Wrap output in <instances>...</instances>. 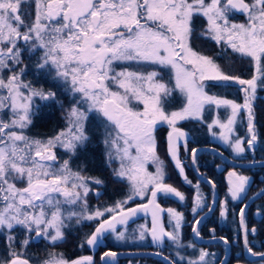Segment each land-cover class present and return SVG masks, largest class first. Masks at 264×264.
<instances>
[{
    "label": "snow or ice",
    "instance_id": "1",
    "mask_svg": "<svg viewBox=\"0 0 264 264\" xmlns=\"http://www.w3.org/2000/svg\"><path fill=\"white\" fill-rule=\"evenodd\" d=\"M200 41L214 44L219 49L215 56L228 64L198 50ZM236 65L246 66L249 77L226 70ZM47 83L52 87L46 88ZM234 85L240 86L242 102L207 90ZM258 90H264V0H0V264H33L27 251L37 243L46 250L38 264H95L92 255L68 259L48 249L66 243L67 234L85 222L95 228L80 238L81 249L96 248L106 233L124 241L125 232L117 226L139 213L151 215V227L140 226V240L147 233L154 244L167 240L176 249L174 257H163L166 264H227V250L225 259H218L195 243L183 244L184 213L158 203V197L183 202L186 196L165 182L156 132L158 125L169 127L167 154L192 185L179 155L181 146L188 153L190 133L178 122L205 123V111L214 110L208 131L216 137L213 129L218 127V139L242 157L259 140ZM174 93L182 106L168 111ZM54 106H59L63 123L50 135L34 133L44 110ZM237 124L244 126V136L236 133ZM96 133L103 145V167L129 191L115 204L93 209L90 194L99 198L106 184L103 177L87 173ZM190 151L195 164L198 149ZM250 180L236 170L227 173L221 217L230 211L229 197L243 203ZM204 183L213 190L211 204L200 182L192 185L191 229L197 238H202L198 226L203 220L197 217L217 204V184L207 177ZM257 195H264V189ZM137 197L146 203H135ZM129 201L135 207H126ZM247 207L238 211L244 249L264 262V252L250 246L249 233L257 229L246 223ZM165 212L170 231L162 220ZM216 239L231 243L225 236L213 235ZM187 248L192 254L180 251ZM117 255L105 251L102 264H111Z\"/></svg>",
    "mask_w": 264,
    "mask_h": 264
},
{
    "label": "trees",
    "instance_id": "2",
    "mask_svg": "<svg viewBox=\"0 0 264 264\" xmlns=\"http://www.w3.org/2000/svg\"><path fill=\"white\" fill-rule=\"evenodd\" d=\"M198 50L203 51L205 54L213 55L218 63H221L222 66H226L228 64L227 59H220L219 57H216L215 54L219 52V49L215 47L214 44H210L207 42H197L196 45ZM226 70H229L234 75H240L243 78H248L250 73L246 66L242 65H236L234 68H228ZM237 86V85H236ZM234 87V86H232ZM238 87V86H237ZM239 88V87H238ZM223 88L219 87H213L211 88L212 93L223 95L221 92ZM210 90V89H208ZM227 93V92H226ZM258 96L259 99L256 102V111H257V128L259 133V140L257 143V147L254 151V154L250 153L249 151L246 153V156L242 159H234L236 161L240 162H249V161H261L264 160V90H262ZM226 95V94H225ZM241 95V94H240ZM226 97H230L229 95ZM62 100H64L65 107H68L66 104V97H60ZM238 99V98H237ZM45 118L42 120H38L37 127L34 129H39V133L41 134H51L52 130L55 126L60 125L63 123L62 121V112L59 108V106H54L51 110L45 109L43 114ZM192 125H195L196 122H192ZM198 124V123H196ZM185 127V124L182 125ZM179 128H181V125H179ZM44 132V133H43ZM166 134H167V128L160 127L157 134V141H158V151L162 154V156L166 159V161L169 160L168 155L166 154ZM192 138V137H191ZM189 138L188 141V153H185L184 147L180 150V159L185 165V174L188 178V180L192 181L193 183L200 182L201 189L206 194L207 203L211 204L212 202V196L213 191L210 188V186L201 180L196 176V174L193 171L192 165H191V149L196 148L198 146H211L215 147L225 154H227L230 158H232L223 148L220 144L217 142H210L206 141L205 143H201V145L196 142L194 143L193 140ZM198 141V140H197ZM94 144L90 147V160L89 164H92L91 167L88 166L87 173H93V175L101 176V177H109L110 176V170L103 167V164L100 165V162H98L99 155L98 152H95L94 150L97 148L98 144H96V141H93ZM97 145V146H96ZM233 159V158H232ZM169 163L171 165V174L169 175L168 179L166 180V183L171 184L172 186L176 187L179 191L185 194L186 200L183 202H180L176 198H163L158 197L159 203L162 205L164 209L167 208H174L180 212L184 213L186 223L184 227L182 228V239L183 241H190L192 243H195L197 247L206 248L209 252H213L217 254L218 259H222L225 253V247L223 244L219 242H214L210 244H197L192 235V229H191V222L193 221V216L191 214V208H192V199L194 196V188L187 184L183 177L180 176L177 169H174L173 164L169 160ZM196 163L199 172L209 178L212 179L217 184V192H218V203L214 210V212L208 216L199 226L201 236L203 238H212V236H216L219 238L220 236L228 237L230 240L231 250L229 257L227 259V264H264L261 260L255 261V262H249L246 260L244 256V247L242 242V233L240 231L239 226V218H238V211L239 208L242 207L252 196H254L256 193H258L261 189H264V166L257 167V168H235L232 165L225 162L220 156L217 154L211 153V152H201L197 155ZM221 167V169H219ZM93 168L95 170H93ZM229 170H236L238 173L245 175V176H251L252 177V183L244 196L243 203L240 201H231L229 197V213L227 215V221H222L221 217L219 215L220 207H219V201L224 200L227 194V180H226V173ZM96 171V172H95ZM109 181L113 184L114 189L119 188L122 184L121 183H114L110 178ZM231 209H235L237 215L234 216ZM207 212V209L205 208L203 212L200 213V216L197 218H200L204 213ZM259 212V214H257ZM167 214L165 221L167 222ZM245 220L249 228L255 227L257 229V232L255 234L249 233V241L250 246L253 248V251L256 252H264V196L254 201L246 210L245 214ZM86 224V225H85ZM93 228V226L89 223H84L82 226H77L76 229L72 232H69L67 234V242L61 244L59 247H56L54 251L62 252L70 258L72 255L77 256V254L82 253V249H77V245L79 243L80 238L83 236L82 231L87 230L90 232V230ZM166 229L171 230L168 224H166ZM215 230L214 232L212 230ZM166 246L163 249L162 253L170 258L175 256V250L171 246L170 242L165 243ZM31 249L28 252V255L30 257H34L35 260L39 257L38 250H45V246L43 243H37L32 244ZM136 259V258H131ZM143 259H146V261H153L150 263L158 262L160 264H166L165 262L161 260H156L153 258H140L141 261H145Z\"/></svg>",
    "mask_w": 264,
    "mask_h": 264
},
{
    "label": "rangeland",
    "instance_id": "3",
    "mask_svg": "<svg viewBox=\"0 0 264 264\" xmlns=\"http://www.w3.org/2000/svg\"><path fill=\"white\" fill-rule=\"evenodd\" d=\"M164 78L165 80H167V74L164 72ZM37 86H39V84H37ZM46 88L48 87H52L51 83H47L44 85ZM238 87H240L239 85H237ZM236 85H234V87H231V88H228V89H221L222 93H223V96L226 97V95L230 96V97H226L228 99H235L237 100V102H242V97H243V94L242 93H239L238 92V87ZM55 90V89H53ZM208 90V89H207ZM210 94H213L212 91H211V88L210 90H208ZM262 90H258V96L260 95L259 93L261 92ZM227 92V93H226ZM226 94V95H225ZM241 94V95H240ZM61 97H65V96H61ZM238 98V99H237ZM67 99V98H66ZM66 104L68 106V99L66 101ZM182 106V98L179 96L178 93H174L173 94V99H172V102L167 105V110L168 111H172V110H176V109H179L180 107ZM219 113H220V118L221 119H224V116H225V112L223 109H220L219 110ZM216 115V112L213 110V111H209V110H206L205 113H204V121L205 123H198L195 125H192V121H179L178 124H177V127H179V125H181V129H183L184 131H187L190 133V138L193 140L194 143L198 142L200 145L201 143H205L206 141H210V142H217L218 144H220L222 146V148L233 158V159H242L244 158V156H246V153L244 156L242 157H237L235 156L231 149L226 146L223 142H221L219 139H218V134L220 132V129L217 127V128H214L213 131L217 133V136L214 137L207 129V124L208 123H211L213 117ZM62 124V123H61ZM185 124V127H183L182 125ZM160 127H166L167 128V133L170 131L169 127L166 125V124H162V125H158V128H157V132H156V140H157V134H158V130L160 129ZM33 132L36 133V132H39V129H33ZM44 133V132H43ZM236 133L240 136H244L245 135V128L244 126H242L241 124H237L236 126ZM45 134V133H44ZM50 135V134H48ZM99 133H96L95 134V141L96 143L98 144V147L100 148L99 151H98V162H100V165L102 164V160H103V145L102 144H99L98 143V140H99ZM166 140H167V134H166ZM198 140V141H197ZM264 142V141H262ZM94 144V142H93ZM167 144V143H166ZM264 144V143H263ZM257 147V146H256ZM254 151L255 150H252V151H249L250 153L254 154ZM157 152L158 154L160 155V157L165 161L166 163V172H167V176H166V179H165V182L166 180L168 179L169 175L171 174V165L169 163V160L171 161L170 157L168 156L169 160L166 161V159L162 156V154L158 151V141H157ZM90 153V151H89ZM166 154H167V147H166ZM168 155V154H167ZM179 155H180V152H179ZM64 158H67V157H64ZM83 159V157L79 160H74V166L76 164H79L81 162V160ZM89 161L92 162L89 158ZM240 162V161H239ZM250 163L252 161H249ZM171 163L173 164V162L171 161ZM92 164H89L88 163V166L91 167ZM174 166V164H173ZM115 167V165H114ZM174 169L175 166H174ZM221 169V167L219 168ZM93 170H95L93 168ZM110 170V169H109ZM148 170L149 171H152L154 172L155 171V168L154 166L152 165H149L148 166ZM229 171H232V170H229ZM228 171V172H229ZM96 172V171H95ZM227 172V173H228ZM227 173H226V180H227ZM89 175H92V176H96V175H93V173H89ZM110 175H111V170H110ZM251 178L250 180V184L248 185V189L252 183V177L251 176H248ZM103 178H106V177H103ZM110 178V176H109ZM106 180V179H105ZM196 183H193L192 185H194ZM191 185V186H192ZM193 187V186H192ZM201 188V186H200ZM247 189V191H248ZM202 190V189H201ZM129 189L127 187L126 184H122L119 188L117 189H114V187L110 186L109 184H107V180H106V184L104 186H102L100 188V192H101V196L98 198V200H95V195L94 194H90V198H89V205L91 208H96V207H100V208H104V207H107V206H111L113 204H115V202L119 201V200H122L126 197L127 193H128ZM247 191L243 194L242 196V199L244 198V196L246 195ZM204 196H206L205 192L202 190ZM194 194H195V189H194ZM257 194V193H256ZM135 203H146V199L145 200H141L139 197L136 198V202ZM135 203L129 201V203L126 205V207H131L132 205H135ZM166 213V212H165ZM164 213V214H165ZM220 213V212H219ZM167 214V213H166ZM220 215V214H219ZM107 216V214H106ZM221 217V216H220ZM227 217H221V220L222 221H227ZM85 223H91V224H95L93 222H85ZM166 224H168V219H167V222ZM141 225H146L148 228L151 227V220L148 219V218H144L142 220H139V221H136L132 224L131 228L129 227H121L120 231H124L125 232V235H126V240L124 241H115V244L121 248V249H125V250H140L142 249V247H139V245L141 244L142 240L139 239V229H140V226ZM169 226V225H168ZM95 227V226H94ZM170 227V226H169ZM171 229V228H170ZM151 238V235L150 234H147L145 235V241H147L148 239ZM183 244L187 245L190 241H181ZM152 244V241L150 242ZM147 245L149 244L148 242L146 243ZM173 247V246H172ZM174 248V247H173ZM230 248H231V245H230ZM31 249V247H29L28 251H27V255H28V252L29 250ZM197 249H199V247H197ZM49 251H54V250H51V249H48ZM174 250L176 251V249L174 248ZM231 250V249H230ZM183 254L185 255H190L192 254V249L191 248H187V249H181L180 250ZM58 252V251H56ZM38 254H39V257L35 260V258L32 256L31 258L33 259V264H38V261L39 260H43L45 258V255H46V250H38ZM225 254V253H224ZM0 255H3V248L2 246H0ZM65 255V254H64ZM29 256V255H28ZM66 256V255H65ZM68 258V256H66ZM137 258L138 260H135L134 262L136 264H142L143 262L140 260V257H135ZM69 259V258H68ZM138 261V262H137ZM149 262H153V261H149ZM156 263V262H154ZM152 264V263H150Z\"/></svg>",
    "mask_w": 264,
    "mask_h": 264
},
{
    "label": "water",
    "instance_id": "4",
    "mask_svg": "<svg viewBox=\"0 0 264 264\" xmlns=\"http://www.w3.org/2000/svg\"><path fill=\"white\" fill-rule=\"evenodd\" d=\"M190 138V137H189ZM183 142H181L182 144ZM196 149H198V153H201V152H211V153H214V154H217L218 156H220L225 162H227L228 164L232 165L233 167L235 168H257V167H262L264 166V164H262V162H264V160H261V161H256L255 164H253L252 162H239V161H236L232 158H230L227 154H225L224 152H222L221 150L215 148V147H211V146H198L196 147ZM221 153L223 155H221ZM174 164V163H173ZM191 165H192V168H193V171L194 173L196 174V176L199 178V180H201L202 182H204V177L200 172L199 170L197 171L198 167H197V163L193 164L192 162V159H191ZM178 171V170H177ZM207 184V183H206ZM210 186V185H209ZM211 188V187H210ZM213 191V190H212ZM215 191V196H216V199H217V203H218V192H217V189L214 190ZM261 191V190H260ZM260 191L258 193H260ZM257 193V194H258ZM255 194L254 196H252L245 204L248 205V207L254 202L256 201L257 199L263 197L264 195H257ZM217 204L215 205V208H216ZM247 207V208H248ZM247 210V209H246ZM214 211H212L211 213H208L207 215H205V213L201 216L203 217V220L202 222L208 217L210 216ZM144 215L143 213H139L137 216L135 217H132L129 221H132L134 219H137L138 217ZM150 215V214H149ZM151 216V215H150ZM162 220H163V214H162ZM128 221V222H129ZM200 226V225H199ZM198 226V227H199ZM240 226V225H239ZM241 231V229H240ZM242 233V232H241ZM193 235V233H192ZM202 237V236H201ZM193 239L194 241L197 243V244H210V243H214V242H219L221 244L224 245L225 247V251L227 250V257H226V260L228 259L229 257V254H230V244L228 245H225L222 241H220L219 239H216V240H212V238H197L193 235ZM244 247V245H243ZM118 255L114 258V263L116 264L117 262V259L119 257H156V258H159L163 261H165L163 259L164 255H157L156 253H152V252H141V251H130V252H119L117 253ZM244 256L246 258V260H248L249 262H255V261H258V260H261L260 257L258 256H252L251 254H249L245 249H244ZM222 259H225V254L223 256Z\"/></svg>",
    "mask_w": 264,
    "mask_h": 264
},
{
    "label": "flooded vegetation",
    "instance_id": "5",
    "mask_svg": "<svg viewBox=\"0 0 264 264\" xmlns=\"http://www.w3.org/2000/svg\"><path fill=\"white\" fill-rule=\"evenodd\" d=\"M164 72L167 74V70H164ZM182 147L183 146L180 147L179 152H180V150H181ZM99 149L100 148L97 146V148L94 151L95 152H98ZM104 179L107 180V184H109L110 186L113 187V184L109 181V177H106ZM115 189H117V188H115ZM95 200H98V198L96 196H95ZM158 203H159V201H158ZM131 207H135V205H132ZM161 207H162V205H161ZM144 218H148V219L151 220V216L150 215H147V216L142 215V216L138 217L137 219H134L132 221H129L127 223V225H118L117 227H118V229H120L121 227H129V228H131V226H132V224L134 222L139 221V220H142ZM165 218H166V213L165 214L163 213V222H164L165 227H166ZM89 224H91V223H89ZM91 225L93 226V228L90 230V232L87 231V230H83L82 231V234H84V233H91L92 231H94L95 224H91ZM115 241H117V240L115 239V237H114L113 234L106 233L105 236L102 238L101 243L96 248H90L88 246H85L82 249L83 251H81L82 253L77 254V256H73L72 255L71 257H73V258H70V257H68V258L69 259H75V258H77L79 256L92 255L93 258H94L95 264H102V262H101V256L103 255V253L105 251H114L116 253H119V252H130V251H141V252H152V253H158L159 252L162 255H164L162 253V251H163V249L166 246V244H164V245H157V244H154L153 242L151 244L150 242L152 241V239L150 238L147 241H145V239L142 240L141 244L139 245V247H142V249H140V250H136V249H134V250H125V249L119 248L115 244ZM147 242L149 243L148 245L146 244ZM166 242H167V240H166ZM77 249L79 250V247H77ZM66 256H67V253H66ZM164 256H166V255H164ZM131 258H135V257H119L117 259L116 264H136L134 261L135 260H138V259L137 258L136 259H131ZM140 258H143V257H140ZM144 258H153V259H156V260H161V259L156 258V257H144ZM108 259H111V258H108ZM143 260H145V261H142L143 262L142 264H150V262L149 261H146V259H143ZM161 261H163V260H161ZM114 262H115L114 259H111V264H115ZM163 262H165V261H163ZM153 264H160V263L156 262V263H153Z\"/></svg>",
    "mask_w": 264,
    "mask_h": 264
}]
</instances>
